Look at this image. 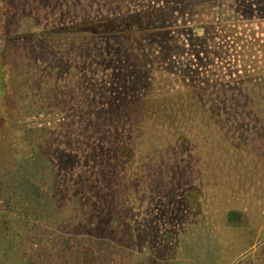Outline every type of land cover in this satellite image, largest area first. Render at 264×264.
<instances>
[{
	"label": "trees",
	"instance_id": "trees-1",
	"mask_svg": "<svg viewBox=\"0 0 264 264\" xmlns=\"http://www.w3.org/2000/svg\"><path fill=\"white\" fill-rule=\"evenodd\" d=\"M15 1L30 5L21 13L36 28L19 31L3 4L0 236L25 263L62 264L72 240L84 264H193L194 245L157 224L158 200L176 188L185 213L169 216L189 214L186 228L215 235L243 232L248 249L249 215L228 206L255 210L264 199V7L148 0L120 11L116 0L107 13L63 22L43 11L49 0ZM191 148L193 177L157 198ZM143 202L154 212L138 213Z\"/></svg>",
	"mask_w": 264,
	"mask_h": 264
},
{
	"label": "rangeland",
	"instance_id": "rangeland-1",
	"mask_svg": "<svg viewBox=\"0 0 264 264\" xmlns=\"http://www.w3.org/2000/svg\"><path fill=\"white\" fill-rule=\"evenodd\" d=\"M148 0H119L120 3V11H124L126 10V6L129 8H136L139 9L141 6H143V4H145V2ZM155 1V0H153ZM252 2H254V7H264V0H250ZM114 2H116V0H49V4L47 7L43 8L44 12H48L50 11L49 9H53V11H55V15H59L60 20L59 21H63V22H69V21H79L82 20L83 18H88V17H92L93 15H98L100 13H107L109 11L110 8H112V6L115 4ZM241 2V0H240ZM2 5L6 4L7 6L9 5L10 7H12L14 13H15V17L18 18L19 21V31H25V30H30V29H35L36 27L33 25V20H32V16H25V14H22L21 11H23V9L28 10V8H30V5H26L25 7L21 8L19 7V5L16 4L15 0H2ZM156 4V3H155ZM54 6V8H53ZM42 18V16H41ZM47 21H50V18L47 19ZM53 21V20H51ZM55 22V20H54ZM57 22V21H56ZM179 23V21L177 22ZM254 29L257 31V27L253 26ZM4 94V90H1L0 88V99L1 96ZM3 105L0 102V111L3 110ZM9 114L11 117H15L14 115V111L11 108L9 110ZM27 121H34V119L32 117H27L26 118ZM57 122V121H56ZM1 126V125H0ZM2 128V126L0 127ZM1 133V132H0ZM194 145V144H193ZM196 152L194 151L193 148L190 149L189 153H183V158L184 161H180V163L178 164L179 167H176L178 170L174 173L175 175L171 178H169V176L171 175L170 173L162 176V183L163 185H159V187H157L156 191L158 192L159 196L161 197V194L166 193L168 194V192L170 191V187L168 185L169 182L174 183L175 182H183V183H187L185 182L187 179L189 180L191 177H193V170H192V166L196 167L197 165H199V160H196ZM181 158V156H179ZM185 165V166H184ZM141 168V166H140ZM138 169L135 170V172ZM145 172H149L150 169L144 170ZM142 171L139 175H143L145 172ZM167 182V184H166ZM182 185V184H181ZM154 185H149V187H153ZM158 186V185H157ZM180 191L179 188H176L175 190H173L172 195L170 196H166V197H161L156 204V207L159 206L160 210L162 211L161 215V219H159L160 223H157L159 226V229L161 231H164V229L166 230H171L172 231V237H171V241H179L180 245H187V243L189 244V246H200L202 244H207L208 242V236H205L206 239H203L204 235H206L205 232H203V230L201 229V227H194L193 225L191 227H187L184 226L186 224L183 223L184 221V217H188L189 214H186L185 216H181L180 218H176V217H172L169 216L171 215V213L174 211L175 208H179V212L180 213H185V208L183 207H179L178 206V198H177V191ZM144 192V191H141ZM264 192V190H263ZM260 192V197H264V193ZM145 195H147V192H145ZM220 195V194H219ZM240 199V198H239ZM235 200H237L235 198ZM161 201V202H160ZM213 201V200H212ZM216 201V200H215ZM263 200H260V209L261 205L263 204ZM150 203V202H148ZM147 202H143V205L141 206V208L138 207L137 203L136 204V211L138 213H142L143 210H152L150 212H154V208H153V203L148 204ZM208 203H210V201H208ZM212 203V202H211ZM250 201L249 202H245V201H240L238 202H231L229 204L228 207H240V208H246V212L247 215H251V211H254V209L252 210L250 207ZM221 204L218 203L217 207H220ZM155 207V206H154ZM222 209L227 208V206H224V204L221 206ZM264 209V207H263ZM156 211V210H155ZM158 213V212H157ZM159 214V213H158ZM182 215V214H181ZM143 216L145 219H149L147 217V213H143ZM189 219V218H188ZM158 221V220H157ZM156 224V225H157ZM207 234H209L207 232ZM211 237H213L212 235H210ZM164 240V239H163ZM188 241V242H186ZM211 241H213V239H211ZM87 243V242H85ZM156 248H158V250H163V248L168 247V244L165 245V242L160 240H157L156 242ZM173 243V242H171ZM169 243V244H171ZM211 245H215L212 244ZM217 245V244H216ZM81 247L82 245H78L75 241H70V244L67 245V247L64 250V261L61 262L62 264H84V260H83V256L81 253ZM97 251L95 250V248L93 249V256H95ZM58 261V260H57ZM0 264H26L25 261L23 260L21 254L19 253L17 247L13 246L11 242L8 241V239L6 240V238L1 237L0 236ZM41 264H50L48 262V257H44L43 261ZM57 264V263H56Z\"/></svg>",
	"mask_w": 264,
	"mask_h": 264
},
{
	"label": "crops",
	"instance_id": "crops-1",
	"mask_svg": "<svg viewBox=\"0 0 264 264\" xmlns=\"http://www.w3.org/2000/svg\"><path fill=\"white\" fill-rule=\"evenodd\" d=\"M0 0V26L2 20H4V5L1 4ZM3 11V12H2ZM3 41L0 35V55ZM1 61V60H0ZM259 206V202L254 203V206ZM240 209V207H235ZM251 209L252 205H251ZM244 211L247 209L244 208ZM249 224L251 225V237L252 243L246 250H241V238L242 235L236 233L233 230H226L224 233L212 234L205 231L203 239L208 236L207 244L201 246H193L189 249V254L196 256L194 258L195 264H264V210L255 209L250 212ZM212 235L213 237H211ZM241 235V236H240ZM213 239V241H211ZM215 243V245H211ZM217 244V245H216ZM188 256V255H187ZM189 257V256H188ZM193 263V264H194Z\"/></svg>",
	"mask_w": 264,
	"mask_h": 264
}]
</instances>
